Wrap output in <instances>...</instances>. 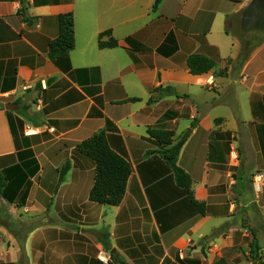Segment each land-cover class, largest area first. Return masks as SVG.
<instances>
[{
  "label": "crops",
  "instance_id": "crops-1",
  "mask_svg": "<svg viewBox=\"0 0 264 264\" xmlns=\"http://www.w3.org/2000/svg\"><path fill=\"white\" fill-rule=\"evenodd\" d=\"M249 1L25 0L26 21L0 0V264H264V42L241 61L228 27ZM64 13L75 46L55 61ZM196 53L215 67L192 73ZM149 128L184 139L204 214ZM101 130L133 168L118 205L90 200L96 164L76 148Z\"/></svg>",
  "mask_w": 264,
  "mask_h": 264
},
{
  "label": "trees",
  "instance_id": "trees-1",
  "mask_svg": "<svg viewBox=\"0 0 264 264\" xmlns=\"http://www.w3.org/2000/svg\"><path fill=\"white\" fill-rule=\"evenodd\" d=\"M162 0H155L153 9H157ZM22 6L19 9L26 21L25 0H21ZM59 35L49 44L50 57L57 61L59 58L67 57L75 46V23L72 13L60 14ZM104 36H109L105 41ZM101 48H114L118 45L117 39L111 30H106L99 34L98 40ZM188 66L192 73L202 74L208 72L216 65V61L203 55L192 54L188 57ZM138 100V98H132ZM148 133L157 139L162 145V153L174 172L178 185L183 187L187 195L197 210L204 214L205 203L198 201L194 197L192 190V179L190 175L177 164L178 155L184 143V139L174 143V132L162 128H149ZM76 148L90 156L96 164V176L94 185L90 191V200L107 205H118L121 203L127 187V182L132 174V164L126 156L116 152L109 144L105 130H101L89 138L77 144ZM150 153V152H149ZM70 169V161H67L60 169L59 180L62 181ZM6 182L0 177V192H3ZM29 193V186L23 193L22 203L26 200Z\"/></svg>",
  "mask_w": 264,
  "mask_h": 264
},
{
  "label": "rangeland",
  "instance_id": "rangeland-1",
  "mask_svg": "<svg viewBox=\"0 0 264 264\" xmlns=\"http://www.w3.org/2000/svg\"><path fill=\"white\" fill-rule=\"evenodd\" d=\"M228 27L241 41L240 60L247 59L252 51L264 42V0L247 2L243 9L229 18ZM5 192V189L0 192V202ZM2 205L3 203H0V208Z\"/></svg>",
  "mask_w": 264,
  "mask_h": 264
},
{
  "label": "water",
  "instance_id": "water-1",
  "mask_svg": "<svg viewBox=\"0 0 264 264\" xmlns=\"http://www.w3.org/2000/svg\"><path fill=\"white\" fill-rule=\"evenodd\" d=\"M5 108L9 110H13L15 108V104L9 102L5 104Z\"/></svg>",
  "mask_w": 264,
  "mask_h": 264
}]
</instances>
